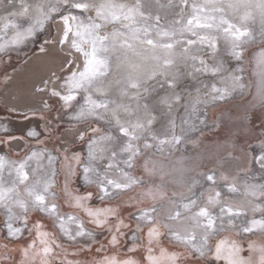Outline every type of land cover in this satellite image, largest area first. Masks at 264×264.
<instances>
[{
	"label": "snow or ice",
	"instance_id": "obj_1",
	"mask_svg": "<svg viewBox=\"0 0 264 264\" xmlns=\"http://www.w3.org/2000/svg\"><path fill=\"white\" fill-rule=\"evenodd\" d=\"M253 11L258 12L264 24V0H179L178 3L175 0H167V3L161 0H134L133 3L123 0H7L5 3L0 0V54L10 56L25 42L55 34L57 21H61V40L57 47L61 52L64 51L61 45L67 47L70 54L71 49H75L84 57L82 68L77 59H72L71 63L58 61L59 74L52 72L47 81L33 87V93L41 98L42 107L20 109L29 125L24 136L43 144L39 139L41 133L54 131L49 117L71 109L70 124L98 121L115 129L123 140L122 144L118 143L116 135L100 127L85 129L79 139L85 141L87 138V155L63 154L60 163L65 183L59 191L53 189L55 169L44 172L39 163L35 168L30 164L47 155L48 165H53L57 156L45 150H29L19 160L9 158L18 155L15 153L0 154V209L5 217L6 234L19 237L27 231L32 236L20 249L23 256L20 264H79L67 259V250L63 244L56 243L55 232L45 231L39 221L30 226L33 214H46L57 232L75 245L84 247L79 238L86 243L95 239L94 231L86 228L81 216L60 211L57 200L61 196L76 212H84L88 223L109 231V245L113 249L120 245L124 230L131 229V224L121 217L118 206L93 208L88 204L94 195L92 191L73 195L70 181L81 165L84 181L95 184L103 198L112 201L117 196L127 195L129 202L138 207L139 216L134 218L136 234L130 252L135 254L138 249L146 248V264H188L193 258H196L195 264H217L219 261L264 264V242L258 243L243 235L251 233L264 239V183L233 181L226 192L213 189L200 200L188 199L186 203L157 208V203L168 200L163 190L142 185V181L123 169L117 168L118 178H110L118 155L127 154L122 162L130 169L143 149L153 147L149 134L155 118L145 102L149 85L160 76L172 80L178 65L186 60L194 64L198 61L197 70L204 71L206 60L199 55L204 46L215 52L220 34L234 44L249 37L251 32L246 25L253 18ZM169 15L176 18L170 20ZM51 43L44 40L40 51L46 52L44 45ZM60 81H63V88L58 90ZM173 86L174 83L168 84V87ZM25 99L20 97L13 104L6 98L4 107L14 109ZM34 120L35 128L32 127ZM7 123L9 127L2 129L0 147L10 146L20 138L11 129L12 122ZM166 143L167 140L157 141L159 145ZM102 144L104 147H99ZM104 159L110 162L101 171L97 164ZM207 179L211 184L216 183L214 176ZM180 208L183 211L178 210ZM256 213L262 218L256 219ZM238 218H242L241 226L236 225ZM164 235H169L171 242L183 250L170 252L165 249L161 245ZM225 235L235 238H222ZM154 250L159 251L158 256ZM12 251L7 244L0 248V264H15L11 259ZM93 264H141V261L108 255Z\"/></svg>",
	"mask_w": 264,
	"mask_h": 264
},
{
	"label": "rangeland",
	"instance_id": "obj_2",
	"mask_svg": "<svg viewBox=\"0 0 264 264\" xmlns=\"http://www.w3.org/2000/svg\"><path fill=\"white\" fill-rule=\"evenodd\" d=\"M123 2L133 3L134 0H123ZM161 2L167 3V0ZM175 2L178 3L179 0ZM187 11L185 9V12ZM161 15L163 16L164 13L162 12ZM173 18L176 17L168 16L170 20ZM61 24V21H57L55 34L41 35L38 41L25 42L10 56L0 54V136L3 135V127H9L7 122L11 121V129L20 137L10 146L0 147V154L15 153L18 155H10L9 158L19 160L24 158V153L29 150H45L46 153L57 156L58 159L53 165H48L47 155L39 162H30L31 168L37 167L39 163L44 172L55 169L53 189L57 191L62 189L65 183V175L61 171L60 163L63 154L76 153L85 157L87 155V138L85 141L79 139V135L83 134L85 129L95 126L111 131L117 136L118 143H123L115 129L101 122L92 121L91 124L82 123L75 126L74 122L70 124L68 121L72 110L68 109L61 113H53L49 117L54 131L51 134L42 132L39 139L44 143L38 144L36 139H28L24 136V131L29 126L24 112L16 108L4 107L6 98L11 102L16 98V90L11 82L14 78L12 74L18 69L24 66H38L42 70L38 62L47 61L46 66L49 69L47 75L33 79L25 75L19 76L18 79L21 85L31 79L33 81L39 79L37 84L39 87L42 81H47L52 72L59 74L60 60L71 63L72 59H77L82 68L84 61L82 53H76L75 49H71L70 54L69 49L63 45L60 46L64 47V51L61 52L57 47V42L61 40ZM246 27L251 35L240 42L234 44L220 34L218 49L215 52L204 46V50L199 53L206 60L204 71L197 70L198 61L196 65L186 60L178 65L172 80L160 76L149 85L145 102L155 118L149 134V142L153 147L143 149L130 169L122 162L127 154L118 155L115 161L116 167L111 170L110 178H118L117 168L123 169L142 181V185L163 190L168 194V200L157 203L155 205L157 208L186 203L188 199L200 200L213 189L226 192L233 181L264 183V159H262L264 157V24L259 19L257 11H253V18L248 21ZM189 38L195 39V37ZM44 40L52 43L44 45L47 51L41 52L40 46ZM50 57H53V60L50 61ZM73 67L75 68V65ZM53 80L55 81V77ZM169 83H174V86L168 87ZM25 86L20 87L19 92L23 89L26 92ZM62 88L63 81H60L57 89ZM216 89L219 91H215ZM35 96L38 105L34 108L39 109L42 107L41 98L38 94ZM28 114L31 115V112L29 111ZM35 123L34 120L33 128ZM89 135H91L90 131ZM152 137H155V140ZM160 140H167L168 143L159 145L157 141ZM99 147L102 148L104 145ZM141 147L143 148L142 142ZM115 150L118 151V148ZM109 162L108 159H104L98 162L97 167L103 171ZM82 167L83 165L77 170V175L71 178L70 190L73 191V195H86L88 191H92L94 195L88 204L93 208L119 207L121 217L132 226L131 229L124 230L125 235L121 238L120 245L113 249L109 245V231L88 223L86 214L82 211L76 212L69 207L64 202L63 196L57 200L60 211L81 216L86 228L96 233L92 242L86 243L83 238H79L80 244L84 247L69 242L67 237L57 232L56 226L44 213L33 214L30 217V226L39 221L44 225L45 231L55 232L56 243L63 244L67 250V259L78 261L79 264H93L94 261L108 255L135 258L140 260L141 264H146V248L138 249L135 254L130 252L134 242L133 236L136 234L134 218L139 216L138 207L129 202L127 195L117 196L112 201L103 198L95 184L84 181L81 174ZM29 176L31 180V169ZM209 176L216 178L215 184L208 181ZM178 210L183 211L182 208ZM248 216L249 219L252 218L251 213ZM255 218L262 217L256 213ZM241 219H237V226H241ZM4 221L3 209H0V248L7 244L13 249L12 261L20 264L23 259L20 249L30 242L32 236L27 231L19 237L7 236ZM72 227L75 228V225ZM243 235L250 236L258 243L264 242V239L259 238L258 235L251 233ZM222 238L232 240L235 237L225 235ZM161 245L170 252L183 250L179 245L171 242L169 235L162 237ZM244 247L247 248V244ZM56 251L60 252V249ZM154 251L158 256L159 251ZM244 254L247 255V252ZM195 260L196 258L189 260L188 264H195ZM217 264H226V261H219Z\"/></svg>",
	"mask_w": 264,
	"mask_h": 264
},
{
	"label": "bare ground",
	"instance_id": "obj_3",
	"mask_svg": "<svg viewBox=\"0 0 264 264\" xmlns=\"http://www.w3.org/2000/svg\"><path fill=\"white\" fill-rule=\"evenodd\" d=\"M49 59L51 61V60H53V57H50ZM55 60H57V59L55 58ZM46 64H48L47 61H42L41 60V61L38 62V65L42 66V70H40V68H38V66H30V67H25L24 66L23 68L18 69L14 74H12L14 78L12 79L11 83L13 84V86H14V88L16 90V93H15L16 98L13 99L12 103L15 104L17 99L20 98V97H26L24 103H20V104H18L16 106L17 107L16 109L18 111H20V109H26V108L27 109H32V108H34L35 106L38 105V101L36 100L37 97L35 96L36 94L33 93V87L34 86L37 87L39 79H36L34 81L32 79L34 77L42 78L45 74L47 75L49 69H47ZM49 73H51V72H49ZM25 75L27 77H29V79L30 78H32V79H31V81H28L25 84L21 85L20 81H18L19 76H25ZM22 86H25V89H27V91L25 90L26 92H24V89L22 90V92H19L20 91V87H22ZM9 101H10V99H9Z\"/></svg>",
	"mask_w": 264,
	"mask_h": 264
},
{
	"label": "built area",
	"instance_id": "obj_4",
	"mask_svg": "<svg viewBox=\"0 0 264 264\" xmlns=\"http://www.w3.org/2000/svg\"><path fill=\"white\" fill-rule=\"evenodd\" d=\"M95 234H96V233L94 232V236H95Z\"/></svg>",
	"mask_w": 264,
	"mask_h": 264
},
{
	"label": "flooded vegetation",
	"instance_id": "obj_5",
	"mask_svg": "<svg viewBox=\"0 0 264 264\" xmlns=\"http://www.w3.org/2000/svg\"><path fill=\"white\" fill-rule=\"evenodd\" d=\"M17 108V107H16ZM20 112H22V111H20Z\"/></svg>",
	"mask_w": 264,
	"mask_h": 264
}]
</instances>
